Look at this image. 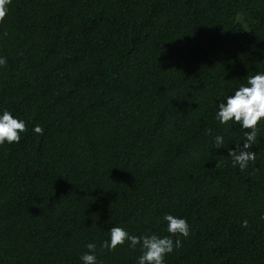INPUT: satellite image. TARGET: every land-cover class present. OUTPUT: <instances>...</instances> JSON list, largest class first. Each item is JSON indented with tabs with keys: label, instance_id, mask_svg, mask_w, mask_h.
Wrapping results in <instances>:
<instances>
[{
	"label": "trees",
	"instance_id": "1",
	"mask_svg": "<svg viewBox=\"0 0 264 264\" xmlns=\"http://www.w3.org/2000/svg\"><path fill=\"white\" fill-rule=\"evenodd\" d=\"M7 7L0 110L26 131L0 146V264H81L87 243L97 264H135L139 245L101 249L110 228L170 235L166 213L190 234L165 264H264V122L241 170L228 149L248 130L215 119L264 71V0Z\"/></svg>",
	"mask_w": 264,
	"mask_h": 264
},
{
	"label": "clouds",
	"instance_id": "2",
	"mask_svg": "<svg viewBox=\"0 0 264 264\" xmlns=\"http://www.w3.org/2000/svg\"><path fill=\"white\" fill-rule=\"evenodd\" d=\"M10 0H0V19L8 10ZM7 59L0 56V67L5 66ZM215 119L221 124L229 121L248 130L244 132L243 140L237 141L234 148L228 149V155L232 158V166L245 169L250 161H254L256 153L252 151V146L256 143L258 127L264 122V71H256L254 75H247L246 83H241L218 104L215 112ZM26 131V123L23 119L15 117L7 109L0 110V146L12 143H19L21 133ZM32 131L36 134H43L40 124L33 125ZM210 131V130H208ZM224 143L223 136L216 135L214 144L216 148H221ZM264 219V216H261ZM163 220L167 223L166 231L170 235L159 236L157 234L129 233L122 227L114 226L109 230V238L101 244V249L113 251L118 245L128 243L129 247L140 246V255L136 258L135 264H165V257L175 249L182 246L180 237L187 238L190 234V226L186 218L164 214ZM247 226L245 220L242 224ZM172 237H176L175 240ZM87 251L79 256L81 264H97L95 243L85 245Z\"/></svg>",
	"mask_w": 264,
	"mask_h": 264
}]
</instances>
